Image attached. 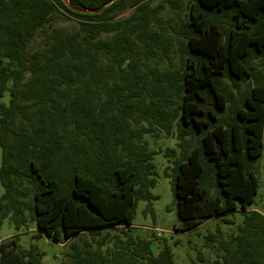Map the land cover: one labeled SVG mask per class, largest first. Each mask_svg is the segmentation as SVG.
<instances>
[{
    "label": "trees",
    "instance_id": "trees-1",
    "mask_svg": "<svg viewBox=\"0 0 264 264\" xmlns=\"http://www.w3.org/2000/svg\"><path fill=\"white\" fill-rule=\"evenodd\" d=\"M67 1L0 0V226L15 231L0 264H42L20 245L32 230L64 246L132 230L141 201L155 220L149 138L171 137L174 231L241 213L230 234L207 236L213 264H264V213L250 208L264 153V0H189L180 29L150 0ZM124 234L106 250L72 243L62 264H175L168 247L154 254L152 238Z\"/></svg>",
    "mask_w": 264,
    "mask_h": 264
},
{
    "label": "rangeland",
    "instance_id": "rangeland-1",
    "mask_svg": "<svg viewBox=\"0 0 264 264\" xmlns=\"http://www.w3.org/2000/svg\"><path fill=\"white\" fill-rule=\"evenodd\" d=\"M151 7L157 9V14L161 19L168 20L173 19L176 23V27L179 28L186 20L185 13L189 7V0H150ZM133 9H128L120 14L116 20H122L128 18ZM63 26H68L70 23L62 21ZM180 29V28H179ZM174 43L172 46L173 54L176 52L178 45ZM5 102L8 101V97L5 98ZM150 150L156 151L154 156V164L156 167L157 175L156 186L152 190L154 195L159 198L152 202V207L155 213V220L150 213L144 215V211L147 208L148 203L141 201L137 208V215L133 222L132 230L128 228L109 229L103 230L99 235L92 236L89 233H85L81 236V239H74L66 246L63 244L52 241L49 237L43 235L42 237H34L36 231L32 230L27 235H23L20 240L22 248L29 249L31 246L37 247L40 252L44 253L42 264H62L64 255L69 252L70 245L77 243V246L84 249V241L92 244L96 247L98 242L105 243L102 248L106 250L108 247L113 248L115 243H118L119 239L124 240V233H128L133 237H139L142 239L152 238L154 240L152 244V251L157 254L162 248L168 247L172 254L175 264H213L217 259L213 249L208 246L206 238L210 234L219 235V232L223 235H228L235 228L242 223L244 217L241 213H235L223 219H213L206 221L202 226L191 232H175L174 228L178 226L179 219L177 216V210L175 206V197L172 190V182L169 177L165 176V170L170 166L168 159L165 157V151L167 148L177 149L176 138H161L160 140L150 139ZM2 165V153L0 150V167ZM257 175L259 176L260 186L255 198L254 204L251 209L257 210L260 213H264V153L257 161ZM4 194V189L0 185V200ZM225 220L233 222L226 223ZM15 234L13 226L9 220L0 226V241L7 239ZM157 236V238L155 236ZM104 237L106 242H103ZM94 239V240H93ZM157 239V240H156ZM82 240V241H81Z\"/></svg>",
    "mask_w": 264,
    "mask_h": 264
},
{
    "label": "water",
    "instance_id": "water-1",
    "mask_svg": "<svg viewBox=\"0 0 264 264\" xmlns=\"http://www.w3.org/2000/svg\"><path fill=\"white\" fill-rule=\"evenodd\" d=\"M63 1L66 2V3L69 5V2H68L67 0H63ZM115 1H117V0H113L112 2H115ZM112 2L106 4L105 7L108 6V5H110ZM103 8H104V7H103ZM92 13H93V12H92Z\"/></svg>",
    "mask_w": 264,
    "mask_h": 264
}]
</instances>
